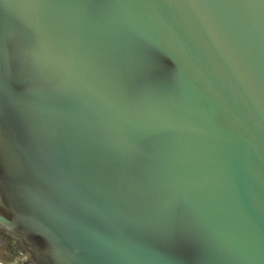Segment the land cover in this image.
Here are the masks:
<instances>
[{"label":"water","instance_id":"95a60500","mask_svg":"<svg viewBox=\"0 0 264 264\" xmlns=\"http://www.w3.org/2000/svg\"><path fill=\"white\" fill-rule=\"evenodd\" d=\"M0 264H264V0H0Z\"/></svg>","mask_w":264,"mask_h":264},{"label":"flooded vegetation","instance_id":"af4514ba","mask_svg":"<svg viewBox=\"0 0 264 264\" xmlns=\"http://www.w3.org/2000/svg\"><path fill=\"white\" fill-rule=\"evenodd\" d=\"M13 249L9 243H0V258H9Z\"/></svg>","mask_w":264,"mask_h":264}]
</instances>
